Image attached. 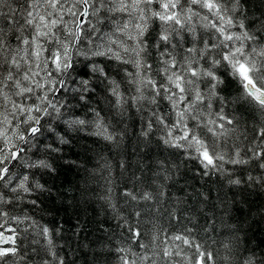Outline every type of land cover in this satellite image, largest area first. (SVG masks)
I'll return each mask as SVG.
<instances>
[{
  "label": "snow or ice",
  "instance_id": "1",
  "mask_svg": "<svg viewBox=\"0 0 264 264\" xmlns=\"http://www.w3.org/2000/svg\"><path fill=\"white\" fill-rule=\"evenodd\" d=\"M105 9L121 14L115 31L104 33L93 26L92 31L100 33L96 39L101 43L82 51L80 45L85 40L92 42L84 25L94 15L104 20L99 13ZM65 16L73 19L66 20ZM157 53L154 65L152 58ZM74 55L103 56L127 66L118 69L124 73V79L118 81L95 62L85 65L91 67L93 74L99 73L104 78L102 83L107 81V92L113 97L108 103L120 123L133 119V110L138 114V135L146 143L158 134L163 145L197 160L205 170L203 175H210L212 170L224 174L228 171L223 168L225 164L251 165L261 175L249 174L248 180L264 186V126L257 129L243 155L239 148L226 151V137L235 131L236 121L226 114L228 101L220 88L225 77L237 79L246 97L255 101L264 114V14L250 12L243 0H24L23 5L0 0V187L11 185L9 165L25 151L15 141L29 144L41 132L45 117H51L53 112L60 114L62 105L49 99V93H60L65 88V79L56 77L74 69ZM81 83L86 86L88 80ZM82 90L95 91L87 87ZM162 103L165 108L161 107ZM91 111L92 120L73 119L69 125L85 130L91 126L90 135L119 147L126 133L113 130L111 122L106 123L97 109ZM30 167L55 171L44 160ZM163 175L165 180L172 179L167 171ZM27 181L28 176L24 175L18 186L9 190L29 194L33 189L50 191L39 182L29 187ZM228 183L239 185L242 181L229 179ZM132 184L122 195L124 205L137 220L145 211L159 212L162 200L144 188L143 175L133 174ZM159 195L166 197L163 191ZM5 202L8 201L0 195V204ZM141 203L143 208L139 207ZM173 212H168L169 217L179 221ZM7 215L0 208V216ZM117 226H126L132 244L144 249L143 253L133 251L135 259L120 255V264H157V258L164 264H176L175 257L186 258L189 264H218L221 259L224 264H233L238 251L234 238L208 236L211 243H201L188 235L193 231L191 227L166 234L161 246L157 243L158 235L152 236L151 244L145 243L140 229L134 228L127 217H121ZM8 231L13 235L0 232V264H10V258L20 256L16 230ZM204 231L209 233V228L205 227ZM42 233L48 239V251L53 257L51 261L45 259L43 264H65L64 258L53 251L55 245L49 228H42ZM186 248L194 250L192 257L186 256ZM219 249L224 251L222 257ZM130 250L131 245L115 249L117 253ZM261 260L264 256L258 258L253 251L243 258V264H260Z\"/></svg>",
  "mask_w": 264,
  "mask_h": 264
},
{
  "label": "trees",
  "instance_id": "2",
  "mask_svg": "<svg viewBox=\"0 0 264 264\" xmlns=\"http://www.w3.org/2000/svg\"><path fill=\"white\" fill-rule=\"evenodd\" d=\"M4 3L23 5L24 0H4ZM243 3L250 12L264 14V0H243ZM118 14L121 15L102 10L99 16L105 19H97L93 26L102 32H114L120 20ZM84 29L92 35L86 30V24ZM93 34L96 38L100 33ZM155 36L153 32L152 39ZM10 40L15 42L13 37ZM84 44L80 45L84 52L96 47ZM150 50L156 53L155 49ZM157 59L158 53L152 58L154 65ZM93 62L104 67L112 78L124 79V73L118 69L127 67L125 65H118L103 56L74 55V69H69L65 76L56 77L65 79V88L60 93H49V99L62 105L60 114L53 112L51 117H45L41 132L29 144L17 143L25 151L20 153V159L9 165L13 177L11 185L0 187V195L8 201L0 206L8 213L0 216L3 225L0 232L8 236L13 235L8 230L15 229L19 244L20 256L10 258V264H43L45 259H53L48 251V239L42 233L44 227L50 230L55 245L53 251L64 258L65 264H120V255L135 259L133 251L143 253L144 249L132 244L126 226H117L121 217H127L134 228L140 229L145 243L151 244L152 236L158 235L157 243L163 246L166 234H176L191 227L193 231L188 235L201 243L210 244L208 236L234 238L238 251L233 264H243V258L253 251L258 258L264 256V186L248 180L249 174L259 176L260 171L251 165L225 164L223 168L228 171L224 174L212 170L210 175H203L205 170L197 160L187 158L179 149L166 147L159 141L158 134L146 143L138 135L139 116L134 110V118L124 123L114 115V109L108 103L113 97L107 92V81L102 83L104 78L99 73L93 74L91 67H85ZM218 71L223 73V69ZM82 80H88V84L83 85ZM85 87L95 91H83ZM220 88L221 95L228 101L226 114L236 121L235 131L226 137L225 150L233 152L239 148L243 155L257 129L264 126V114L255 101L246 97L237 79L225 77ZM81 96L85 99L81 100ZM161 107L166 105L162 103ZM92 108L101 112L106 123L111 122L113 130L126 133L119 147L90 135L91 126L85 130L69 125L73 119L92 120ZM39 160L47 161L55 171L30 167ZM165 171L171 174V180L164 179ZM158 172L160 175L157 176ZM133 174L143 175L144 188L152 191L157 200H162L158 205L159 212L149 214L145 211L139 220L124 205L122 195L126 187H133ZM24 175L28 176L27 186L39 182L50 191L11 192L10 187H17ZM229 179H240L242 183L229 184ZM161 185L165 187L161 188ZM161 191L166 197H160ZM33 200L38 203L34 205ZM139 207L143 208L144 203ZM173 210L179 221L169 217L168 212ZM205 227L209 228L207 234ZM129 245L131 250L127 253L115 251ZM193 251L186 248V256L192 257ZM219 252L222 257L223 249ZM174 259L176 264H189L186 258ZM157 264L164 262L157 258ZM218 264H224L223 260ZM260 264H264V260Z\"/></svg>",
  "mask_w": 264,
  "mask_h": 264
},
{
  "label": "rangeland",
  "instance_id": "3",
  "mask_svg": "<svg viewBox=\"0 0 264 264\" xmlns=\"http://www.w3.org/2000/svg\"><path fill=\"white\" fill-rule=\"evenodd\" d=\"M118 16L121 18V15H119L118 14ZM125 19H126V17H124ZM65 19L66 20H69V21H71L73 18L72 17H70V16H65ZM97 19L98 18H96V16L94 15V16H91V17H89L88 18V20H89V22L88 23H86V30L87 31H89V33H92V35H90L91 37H92V42L90 43L88 40L86 41H84L83 42V44L85 43V44H87L86 46H88V45H92V44H94L95 46H98L99 44H98V40L96 39V38H94L95 36H94V32L92 31V26H93V24L95 23V21H97ZM95 25V24H94ZM70 26H72V25H70ZM104 33H106V31H104ZM101 42V41H100ZM84 44V45H85ZM94 45H92V46H94ZM83 48V47H82ZM85 48V47H84ZM43 75V74H42ZM52 94V93H51ZM18 141L19 140H16L15 142L16 143H18ZM0 144H2V141H0ZM0 184H2V182H0ZM6 203V202H5ZM4 204V203H3ZM3 204H0V206L1 205H3Z\"/></svg>",
  "mask_w": 264,
  "mask_h": 264
}]
</instances>
